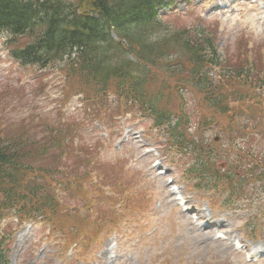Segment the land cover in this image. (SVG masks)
<instances>
[{"label":"rangeland","instance_id":"374dc122","mask_svg":"<svg viewBox=\"0 0 264 264\" xmlns=\"http://www.w3.org/2000/svg\"><path fill=\"white\" fill-rule=\"evenodd\" d=\"M185 12L198 14L219 30V49L235 51L236 41H243L248 49L256 44L264 50V0H172L159 14ZM7 40L0 32L3 138L25 136L34 183L41 181L37 170L44 167H58L63 178L70 172L69 181L75 179V169L90 171V181L81 186L84 191L72 186L61 190L68 183L58 177L46 180L63 207L60 211L77 212L82 220L79 246H69L65 234L75 222L61 218L62 213L51 217L27 205L23 211L0 214V234L8 236V264H264V175L259 179L264 173V93L256 94L252 107L233 103L234 116L215 115L210 125L199 121V114L210 113L195 92L181 97L191 117L187 137L211 149L212 171L226 176L234 172V184L243 185L232 197L227 178L210 189L214 182L204 173L202 179L190 172L193 156L176 148L177 140L163 131L167 129L154 127L136 106L127 111L131 105L115 95H107L100 107L87 102L84 85L69 75L64 63L39 69L22 66L9 54ZM115 108L127 113L118 115ZM91 111L101 113L89 120L86 113ZM243 111L244 116L254 115L253 122H241ZM59 130L65 131L63 144L71 147L74 157L64 153L58 160L59 150L40 153ZM240 133L253 142L244 145ZM80 147L89 161L81 162ZM100 189L107 199L97 194ZM226 200L233 206L225 205ZM90 221L95 222L93 232H87ZM202 221L206 227L198 225ZM256 251L262 257L255 256Z\"/></svg>","mask_w":264,"mask_h":264},{"label":"trees","instance_id":"16d2710c","mask_svg":"<svg viewBox=\"0 0 264 264\" xmlns=\"http://www.w3.org/2000/svg\"><path fill=\"white\" fill-rule=\"evenodd\" d=\"M171 5L172 0H0V32L8 35L9 54L22 66L39 69L64 63L69 75L84 85L87 102L100 107L107 95H115L131 105L127 111L136 106L154 127L167 129L163 131L177 140L176 148L193 156L194 162L188 166L190 172L204 173L209 182H214L210 189L227 178L228 191L233 197L237 195L235 189L243 185L234 184L237 176L234 172L226 176L212 171L208 164L213 159L211 149L206 150L197 140L187 137L191 117L184 111L182 98L185 93H196L199 103L210 113L208 117L198 115L201 123L208 121L205 125H210L215 115L234 116L233 103L245 102L252 107L256 94L264 93V50L256 44L248 49L249 44L243 41H236L235 51L219 49V30L205 23L198 14L168 13L165 17L158 14L159 6ZM115 110L118 115L127 113ZM99 114L91 111L86 117L93 120ZM239 118L248 124L253 122L254 115L244 116L243 111ZM61 132L42 147L43 156L50 150H59L58 160L64 153L74 157L71 147L63 144L65 131ZM238 138L245 141L244 145L253 142V137L241 133ZM81 150L80 147L77 152L82 155L81 162L89 161ZM28 152L23 134L5 140L0 132V214L14 209L20 212L27 205L35 212L50 213L51 217L62 213L61 218L75 222L65 233L69 246H79L84 224L77 212L60 211L63 207L57 205L52 184L46 180L58 177L68 183L62 184L61 190L70 191L72 186L84 191L81 186L83 181H90V171L85 168L79 173L75 169V179L69 181L66 179L70 172L63 178L58 167H44L37 170L41 181L34 183L30 175L34 168L29 165ZM260 161L264 168V157ZM263 175L261 171L259 179ZM200 177L205 179L203 175ZM100 192L101 189L97 194L107 199ZM20 217L24 216L19 214ZM91 223L92 228L87 232L94 230L95 222ZM7 252L8 236L0 234V264H8Z\"/></svg>","mask_w":264,"mask_h":264}]
</instances>
